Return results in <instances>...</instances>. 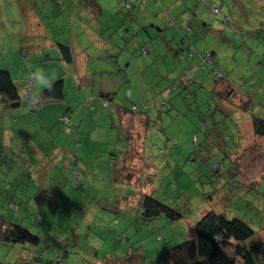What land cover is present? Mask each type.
<instances>
[{"label":"rangeland","instance_id":"1","mask_svg":"<svg viewBox=\"0 0 264 264\" xmlns=\"http://www.w3.org/2000/svg\"><path fill=\"white\" fill-rule=\"evenodd\" d=\"M68 1L0 0V69L11 71L23 96L26 94L23 80L37 72L30 63L36 65L41 59L46 60V55L54 58L53 47L43 49L46 39L58 41L64 33L77 30L69 23L73 12ZM126 1L134 8L127 9ZM102 3L107 10L105 19L119 26L112 33L103 31L109 38L119 41L121 37L122 45L114 52L123 62L118 67L124 69L128 56L138 64L132 65L134 83H141V87L137 86L138 95L144 103L135 97L128 99L129 90L125 85L123 89L119 87L122 81L118 85L116 78L105 76L113 84L110 88H117L115 102H125L127 108L134 103L147 104L143 111L148 116L135 141L134 152H137L127 151L125 159L113 165L110 142L104 139L102 130L98 129V133L94 130V140L86 141L81 148L77 146L81 142L74 140L73 146L68 147L67 140L61 137L63 146L80 153L69 149L58 153L61 162L60 173L55 169L58 193L43 187L36 201L30 202H21L17 195L15 200L21 203V215H15L14 209L4 201V197L10 200L9 192L0 183V214L15 217V222H22L41 238L37 248L44 259L34 260L35 264H98L97 252L106 256L101 260L107 264H173L170 248L191 237L195 223L209 204L229 215L241 214L250 222L256 233L247 243L254 250L257 264H264V180L261 179L264 138L255 136L252 127L254 115L264 118V0H102ZM54 8L58 15L48 17L45 11ZM112 12L119 20L109 21ZM172 20H177V24H170ZM187 22L191 30L180 31ZM188 47L194 52L190 65H198L201 56H214L213 62L197 73L198 82L188 81V76L180 81L185 74V56L191 57ZM91 50L99 58L104 56V50L96 47ZM182 54L183 66H175L176 57ZM142 60L150 61L148 67L152 71L148 70V77L143 76ZM215 70L224 77L216 79ZM47 71L42 67L38 72L45 75ZM36 96L31 92L29 99L24 97L21 110L8 109L12 113H6L10 115L8 121H15L23 109L26 116L38 121V115L32 112L40 105L32 103ZM69 98L49 104L43 123L55 120L60 111L57 103L62 102L65 111L73 107L68 103ZM94 103L97 113L101 104L98 98ZM82 104L77 110H82L77 114L80 116L77 123L94 117L82 109ZM4 111L0 101V116ZM112 111L106 108L107 115L102 116L104 120L114 119L121 129L120 119L111 116ZM71 115L76 117L73 112ZM124 123L136 127V122L131 120ZM56 128L65 131L58 121L53 125ZM111 129L113 150L119 143L120 132L114 126ZM58 146L61 147L45 144L43 148L50 152L58 150ZM17 160L20 162L22 158L17 156ZM12 167L9 164L1 167L3 183L10 179L7 172H12ZM145 184L154 196L177 208L184 217L172 221L162 214L144 221L140 209L129 203V195L136 198L135 194L143 191ZM30 217L34 222H29ZM4 247L0 245V253ZM137 252H144L143 259ZM204 264L227 262L219 258L205 260Z\"/></svg>","mask_w":264,"mask_h":264},{"label":"crops","instance_id":"2","mask_svg":"<svg viewBox=\"0 0 264 264\" xmlns=\"http://www.w3.org/2000/svg\"><path fill=\"white\" fill-rule=\"evenodd\" d=\"M91 2L93 1H89V4H87L85 0H77V1L69 0L68 3L72 9L70 11L73 12L72 19L69 21V23L70 25H72L73 29L74 28L77 29L76 32L75 31L69 32V34L64 33L62 37H59V35L57 34V37L60 38V40L58 41L55 40L52 41L49 38L47 39L45 38L46 42L45 45L43 46V49H47L48 47H53V50L56 53L55 54L52 52L54 58H52L50 55H46V60L41 59L40 63H36V65L30 63L31 69H34V67L37 69L35 77L39 84L36 85V87L34 88L36 89V91L33 89L32 92H35L36 95H39L40 89H43L54 80L63 78L66 83V97H70L68 103L71 106L73 105L72 108L74 110L72 112L74 114L81 107L79 106L80 103L81 102L84 103V101L86 100L85 97L87 95L91 93L96 95H100L101 93L109 94V93H115L114 91H117V88L115 89L110 88L113 87V84L108 83L106 81L105 76L116 78L117 80L116 82H118V85L119 82L122 81V84L119 87L122 86L123 89L125 85V87L129 90V94L131 95V97H133V99L135 97V99L141 100L142 102L144 101V99L138 95L137 86L141 87V83L139 84L134 83L135 79H134V70L132 65L135 64L138 66L137 61L134 60L133 57L128 56L125 59V63L127 64L123 65L124 69H122V67L119 68L118 63L120 62L123 63V62L121 61V57L118 56L119 54L114 52L117 48H120V46L122 45L121 37L120 40L118 41L117 39L107 37V35H105L103 32L106 31L108 33H112L114 29L118 31L119 28L118 24L114 26L112 23H109L105 19L104 14L107 10L105 4L102 3V0H97V2L99 3L98 5L93 2V4H95L94 8L90 6ZM40 4L44 5L45 2H41ZM45 12L48 17L51 14L55 15V17L58 15V13H56L57 8L51 10L49 9L48 11ZM109 15L111 17L109 21L119 20L115 18L116 14H114V12H112ZM95 29L98 30L96 31ZM172 35H173L172 38H175V34L173 33ZM59 43H64L71 47L72 52L74 54V61L67 62L64 59L62 50L59 48ZM136 44L137 41H135V45ZM21 46L25 47L26 45L21 44ZM92 47H96V49L98 50H104L105 51L104 56H102L101 58L97 57V55L92 53L91 50ZM25 49H27V46ZM126 49H128V47ZM177 57L176 60L174 61L175 66H181V65L183 66L184 62L180 61V59ZM147 58L150 59L149 57ZM149 62H150L149 60L148 61L142 60V64H145V67L141 68L144 77H148V70L152 71V68L148 67ZM116 65L118 67V70L116 68ZM42 67L48 70L47 73H45V75H40L38 72L39 69H42ZM153 70L155 72L157 71L155 70V68H153ZM122 71H123V76L121 75ZM28 76L22 82L24 89L26 87ZM125 83H128V85H126ZM18 86L20 88L19 83ZM82 97L83 100L81 101ZM32 103L35 104V101L34 102L32 101ZM53 103L55 102L52 101L46 102L34 108V111L32 112H36V114L39 117L38 121L33 120L30 115L26 116L24 109L22 112L19 111L20 116H18V118L14 116L15 121L13 120L8 121V119H10L9 118L10 115H7L6 113L12 114L10 112H7V110L11 108L3 105V109L5 111L3 112V115L0 116V165H1L0 167H2L4 164H9L13 166L12 172L9 171L7 172L8 176H10V179L4 180L7 183V185H9V187L7 188L6 187L7 185L5 186V182L3 183L5 187L4 188L2 187L3 190L9 192L8 197L10 198V200H6L7 198L4 197V201L9 203V207L11 202L18 203L19 206L21 207V203L15 200L17 195H18V199H20L21 202L24 201L30 202L31 199H35L36 201L35 197L37 193L42 191L43 187L49 188V190L52 193L53 192L58 193L57 185H56V183H58V180L56 179L57 174H55L56 172L60 173V171H58V167L61 162H58L59 160L58 153L60 152L65 153V149H69L70 151H76V152L78 151L75 148H66V146H63L59 141L61 137L67 140L68 147L73 146V140H74L81 142V144L77 145L78 148H81V146H83V144L86 141L89 142L91 139L93 141L94 140L93 131L95 130V132L98 133V129H100L104 134V139L110 142L109 150L112 151L111 149L113 147L112 145H114V142L111 135L113 134L111 126H114L115 128L118 127L116 126V121H114V119L112 120L110 118L109 120L107 119L104 120L102 114L103 115L106 114L105 113L106 107L101 108L98 113H93L94 117L92 119L91 118L84 119L81 123H77L80 117L79 115H77L79 113H77L75 114L77 116L75 118L73 117V120H75V122L72 128H67L64 132L61 131L60 128L58 130L56 128V131L54 132L55 129L53 130V125H55L56 121H58L59 115L65 113L64 112L65 105L62 102L57 103V105L60 107V111L59 114L55 116V120L51 123L48 122V120H46L45 123H43L44 114L47 111V108H50L49 104H53ZM21 108L22 106L19 107V110H21ZM117 114L120 116L121 122H124L125 120H131L132 118L129 114H121V113L120 114L113 113L111 114V116L113 115V117L116 118ZM136 117H138L137 119H139V122L143 123L146 116L145 114L139 112V114H137ZM100 120H104V121L99 122ZM136 126L138 127L139 123H137ZM26 128L29 129L26 130ZM141 128L142 125L139 126V131H141ZM30 132H32V134L35 133V135H28ZM78 133H82V134L78 135ZM262 137L264 138V136ZM54 142H58V144H60L61 147L59 148L58 146L59 148L58 150L55 149L53 151L46 152L45 149L43 148V145L45 144L49 145ZM17 156L22 158L20 162H18ZM106 157H107V153H106ZM22 166L24 167L22 168ZM1 169L2 168H0V170ZM4 175H6V173H4ZM68 185L70 186V182H68ZM148 187H149L148 184H145L143 186V191L152 192V190H149ZM32 191L33 193H31ZM28 194H30V196H28ZM26 207L29 208L30 205H26ZM206 209L209 210L213 208H211V205L208 204V208ZM7 216L11 220H13V218L16 219L15 217L12 218L10 215ZM41 219H42V215H41ZM29 222L30 223L34 222L33 217L29 218ZM36 253L37 254L40 253L41 256L44 255V254L42 255L39 248H33L32 250L26 247L22 249H15V248H11L9 245H5L0 255L1 254L4 255L3 259H8L13 263L17 262L21 264L22 259L23 260L30 259L31 257H34ZM96 255H97L96 258H99L97 259L98 264H107L105 261H103L104 258H106V256L104 255L100 256L99 252H97ZM136 255L138 257H142L143 259L144 252L143 253L137 252ZM135 258L136 257H134L133 259ZM34 260L36 261V259L34 258L31 260L30 264H35Z\"/></svg>","mask_w":264,"mask_h":264},{"label":"trees","instance_id":"3","mask_svg":"<svg viewBox=\"0 0 264 264\" xmlns=\"http://www.w3.org/2000/svg\"><path fill=\"white\" fill-rule=\"evenodd\" d=\"M89 1H93L97 5L99 4L97 0H85L87 4H89ZM93 2H91L90 6L94 8L95 4H93ZM124 5L127 9L134 8V5L127 1L124 3ZM169 23L175 25L177 24V20H172ZM185 28L191 30V26L188 24V22L186 23V26L180 27V31H183ZM59 48L62 50L64 59L67 62L74 61V54L69 45L59 43ZM188 50L190 51L189 56L194 54L190 47H188ZM142 51L144 54H146L145 48H142ZM181 56L182 57H179L180 60L184 58V54H182ZM187 57L188 56H185L184 59L186 60L184 68L185 74L180 77V81L183 82L184 79H186L185 76H188V81L193 80L198 82L199 80L197 73L200 70L204 69L207 64H211V62H213L214 56L213 54L207 55L206 57L201 56V62L198 65H190L193 61L190 60V58H192L193 56L188 58ZM194 67L198 68L193 71L192 68ZM214 75L216 79H222L224 77L219 71L216 70L214 71ZM36 85L39 84L35 77V74L32 73L27 78L25 87L26 94L23 96L21 94L18 83H16L11 72L7 69H0V101L6 107L14 109L17 107H21L23 98L26 97L29 99L31 96V92L36 87ZM226 87L230 90L231 94L232 89L229 87V84H227ZM177 88V86H173V89ZM96 98H98L101 104V108H112L113 113L129 114L132 117V123L136 122L135 125L137 123H139V126L143 124L142 122H139V119H137L138 117H136L139 112L145 114V116H148L146 115V112L143 111L144 108H147V104L138 105L134 103L131 108H127V104L125 102H115L116 93H101L98 96L90 94L89 96H87L82 105V109H86V113L88 115H93V113H96L95 110L97 109V106L94 103ZM42 99L45 100L44 103L51 101H65V80L63 78L54 80L43 89H40L39 95H37V98L35 100V104H43ZM128 99H131L130 94H128ZM135 106L137 108H135ZM73 110L74 109L69 106V108L64 111L65 113L59 115L58 117L60 127H65V130L67 128L73 127L74 125L75 120H73L71 115ZM99 111L100 110H98V112ZM80 112H82V110H80ZM80 112L76 111L75 114ZM75 114L73 113V115ZM65 118L68 120H65ZM116 118L120 119V125L122 126V128H117L120 132V143H118L116 145V148L114 147L115 149L111 151V161L113 165H117L118 163L122 162L123 159H125L127 151L132 150V152H134V150L137 148V144L135 143V141L138 140L139 135V126H136L135 128L131 127L130 125L126 126L124 122H121V118L118 114L116 115ZM252 127L256 136H264V118L254 115L252 118ZM55 131L56 130H54V132ZM52 144H58V142H54ZM136 152L137 151H135L134 153L136 154ZM261 179L264 180V173L261 176ZM0 183L3 184L1 179ZM6 185L7 183H5V186ZM6 187L8 188L9 185H7ZM129 196V201L140 209V214L144 221L152 220L162 214L166 215L172 221H178L184 217V214L177 208L166 204L165 202L154 196L153 191H141L140 193L135 194L136 198H132L133 195ZM10 208L14 209L15 215L21 214L20 206L18 203L11 202ZM37 217L40 219L41 215L37 214ZM194 227L195 230L194 232H192L193 234H191L190 238L170 248L171 260L173 264H204L205 260H217L219 258L226 261L227 264H257L254 250L247 243V241L255 235L256 231L250 224V222L241 214L236 213L233 215H229L226 211L209 209L202 214L201 218L195 223ZM40 242L41 238L37 234H35L28 226H25L21 222H15L14 220H11L7 215L5 216L3 214H0V245H9L11 248L15 249H22L26 247L32 250L33 248H37ZM131 252L132 251L129 250V253ZM40 257L41 254L36 253V255L34 257H31L30 259H22L21 264H30L32 259L35 258L36 260H38L40 259ZM0 264L20 263H13L8 259L0 258Z\"/></svg>","mask_w":264,"mask_h":264},{"label":"built area","instance_id":"4","mask_svg":"<svg viewBox=\"0 0 264 264\" xmlns=\"http://www.w3.org/2000/svg\"><path fill=\"white\" fill-rule=\"evenodd\" d=\"M197 68L198 67H194V68H192V70L195 71ZM135 108H137V107L135 106ZM65 120H68V119L65 118Z\"/></svg>","mask_w":264,"mask_h":264}]
</instances>
